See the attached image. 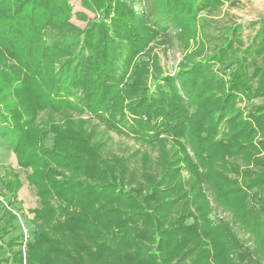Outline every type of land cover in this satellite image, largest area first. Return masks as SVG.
<instances>
[{
  "label": "trees",
  "instance_id": "16d2710c",
  "mask_svg": "<svg viewBox=\"0 0 264 264\" xmlns=\"http://www.w3.org/2000/svg\"><path fill=\"white\" fill-rule=\"evenodd\" d=\"M239 1L81 0V29L59 0H0V140L54 212L5 238L4 174L0 264H264V24L247 45L241 24L212 49L205 31ZM93 120L156 156L111 153Z\"/></svg>",
  "mask_w": 264,
  "mask_h": 264
},
{
  "label": "rangeland",
  "instance_id": "374dc122",
  "mask_svg": "<svg viewBox=\"0 0 264 264\" xmlns=\"http://www.w3.org/2000/svg\"><path fill=\"white\" fill-rule=\"evenodd\" d=\"M59 1L71 7V13L73 15L71 22L81 29L85 27L86 23L85 21L77 19L75 17L76 13H83L88 19H93L95 17L94 13L90 12L82 5L81 0ZM206 20L209 26L206 27L205 31L212 36L218 37L208 43L211 49L213 46L221 43L222 39L220 35L223 32V28L228 24H241L244 27L242 31V40L244 44L247 45L252 41L256 30L264 24V0H240L234 7L225 5L219 12L206 18ZM160 40L161 37H158L153 44L155 49L154 53L158 56L164 73L173 75L177 71V65L183 57L179 42L175 41L172 46H169L167 43L164 44ZM260 102L263 101H253L250 104H242L241 106L249 107L250 105H257ZM92 124L97 125V137L106 142L107 149L111 153L122 154L123 152L130 153L139 150L142 154H146L151 158L156 156L153 148L136 143L132 138L126 135H118L114 132H108L107 136L103 135L102 133L105 131L104 127L96 120H93ZM187 151L189 152V150ZM4 174L10 176L15 175L21 183V189L17 194L16 201L10 208L12 212L16 213L20 228L9 233L5 238L17 234H23L24 238H26L35 225H48L50 220L54 217V212L43 202V195L41 192L28 180L29 171L22 170L17 166L15 155L6 144L0 140V178H3ZM6 197L8 196L0 194V199H4L3 206L8 205L5 200ZM248 203L249 206L256 209L260 207L258 198L252 193L249 195ZM215 214L220 218L226 216L220 211H215ZM262 218L264 219V213ZM22 252L24 256V248H22ZM23 264L25 263L23 262Z\"/></svg>",
  "mask_w": 264,
  "mask_h": 264
}]
</instances>
